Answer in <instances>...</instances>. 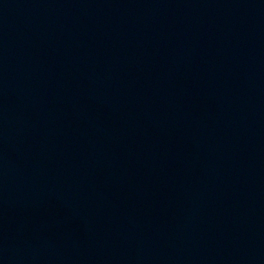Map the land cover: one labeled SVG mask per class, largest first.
Returning <instances> with one entry per match:
<instances>
[{"label":"water","instance_id":"95a60500","mask_svg":"<svg viewBox=\"0 0 264 264\" xmlns=\"http://www.w3.org/2000/svg\"><path fill=\"white\" fill-rule=\"evenodd\" d=\"M0 264H264V0H0Z\"/></svg>","mask_w":264,"mask_h":264}]
</instances>
